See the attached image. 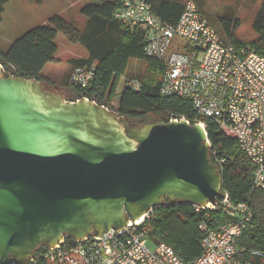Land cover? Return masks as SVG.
<instances>
[{
	"label": "water",
	"instance_id": "95a60500",
	"mask_svg": "<svg viewBox=\"0 0 264 264\" xmlns=\"http://www.w3.org/2000/svg\"><path fill=\"white\" fill-rule=\"evenodd\" d=\"M69 93L0 65V264L123 231L165 202L224 200L198 123H137Z\"/></svg>",
	"mask_w": 264,
	"mask_h": 264
},
{
	"label": "built area",
	"instance_id": "2783aa9c",
	"mask_svg": "<svg viewBox=\"0 0 264 264\" xmlns=\"http://www.w3.org/2000/svg\"><path fill=\"white\" fill-rule=\"evenodd\" d=\"M114 19L145 31L143 54L162 66L160 95L189 101L196 116L191 122L171 114L168 121L196 122L206 134L211 124L232 136L254 167L253 189H264V57L250 46L221 38L193 0H185L173 26L153 14L148 0H122ZM94 76V67L74 68L69 85L87 89ZM127 86L137 90L139 84L129 80ZM214 161L217 168L225 162L216 156ZM153 210L123 231L80 241L63 238L43 258L48 264H184L170 246L149 239L143 225L153 217ZM192 213L201 252L189 264H250L240 254L264 264L259 251L237 250L234 245L253 219L248 202L234 203L225 194L217 205H193ZM147 240L153 250L147 248Z\"/></svg>",
	"mask_w": 264,
	"mask_h": 264
},
{
	"label": "trees",
	"instance_id": "16d2710c",
	"mask_svg": "<svg viewBox=\"0 0 264 264\" xmlns=\"http://www.w3.org/2000/svg\"><path fill=\"white\" fill-rule=\"evenodd\" d=\"M158 1L157 6H153L148 0L153 14L162 23L175 25L185 1ZM6 2L0 0V22ZM121 2L94 0L85 4L80 13L87 21L81 29L59 15L49 18L44 24L14 40L4 53H0V65L15 77L49 82L41 76V71L46 64L58 62L55 57L58 50L55 39L57 34H61L69 43L80 45L87 54L85 58L68 61L70 72L77 67H94L95 76L87 89L71 88L70 72L68 82L60 84L70 89L75 98H87L137 123L146 122L149 115L158 117L156 122H168L171 114L185 116L192 122L196 116L189 101L160 95L162 66L143 54L145 31L142 28H129L114 19ZM220 22L227 40L235 45L250 46L264 57V0L253 19L255 38L249 44L234 38L232 29L238 26L236 20L221 19ZM132 59L145 60L148 66L147 74L140 81L135 80L139 84L137 90L127 86L131 79L126 76V70ZM206 132L212 153L211 162L217 166L215 156L225 160L218 166L221 191L234 203L248 202L253 211V219L235 240V248L256 250L264 256V189H253L254 167L239 150L232 136L211 124ZM143 226L149 239L170 246L184 264L191 263L200 255L201 235L191 205L165 202L153 210V217L145 221ZM46 250L42 247L27 264H48L43 258ZM239 258L250 264L261 262L245 254H240Z\"/></svg>",
	"mask_w": 264,
	"mask_h": 264
},
{
	"label": "rangeland",
	"instance_id": "374dc122",
	"mask_svg": "<svg viewBox=\"0 0 264 264\" xmlns=\"http://www.w3.org/2000/svg\"><path fill=\"white\" fill-rule=\"evenodd\" d=\"M193 1L221 38L227 39L221 26V19L238 22V26L232 29L236 40L249 44V41L255 38L252 22L262 0ZM91 2L94 0H7L0 22V53H4L11 43L24 33L44 24L55 15L75 23L81 29L84 26L85 17L80 10L85 4ZM55 44L58 47L55 55L58 62L46 64L41 71V76L49 79L50 83H56L61 76L68 75L71 69L69 60L86 55V51L80 45L69 43L61 34H57ZM147 67L145 60L132 59L128 63L126 76L131 80L140 81L147 74ZM69 92L70 97L75 98L70 89ZM146 119L147 121H158V117L153 115L147 116ZM146 246L150 250L154 249V245L149 240L146 241Z\"/></svg>",
	"mask_w": 264,
	"mask_h": 264
},
{
	"label": "crops",
	"instance_id": "0c3cea01",
	"mask_svg": "<svg viewBox=\"0 0 264 264\" xmlns=\"http://www.w3.org/2000/svg\"><path fill=\"white\" fill-rule=\"evenodd\" d=\"M151 1V3H152V5L153 6H157V4H158V0H150ZM185 1V0H184ZM184 4V3H183ZM3 14V13H2ZM2 20V19H1ZM86 21H87V19L85 18V23H86ZM85 23H84V25H85ZM84 27V26H83ZM87 55V54H86ZM86 55L84 56V57H80L81 59L82 58H85L86 57ZM80 58H78V59H80ZM43 77V76H42ZM62 77V76H61ZM59 78L58 79V81L56 82V83H52V84H56V85H60V84H62V83H67L68 82V75H66V76H63L62 78ZM44 79H46V80H48L49 82H51L49 79H47L46 77H43Z\"/></svg>",
	"mask_w": 264,
	"mask_h": 264
},
{
	"label": "flooded vegetation",
	"instance_id": "af4514ba",
	"mask_svg": "<svg viewBox=\"0 0 264 264\" xmlns=\"http://www.w3.org/2000/svg\"><path fill=\"white\" fill-rule=\"evenodd\" d=\"M65 87V86H64Z\"/></svg>",
	"mask_w": 264,
	"mask_h": 264
}]
</instances>
